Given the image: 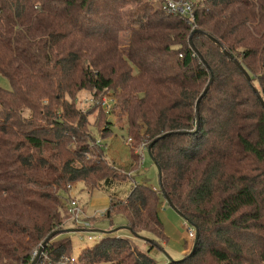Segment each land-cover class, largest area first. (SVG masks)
<instances>
[{
	"label": "trees",
	"instance_id": "obj_1",
	"mask_svg": "<svg viewBox=\"0 0 264 264\" xmlns=\"http://www.w3.org/2000/svg\"><path fill=\"white\" fill-rule=\"evenodd\" d=\"M194 13L190 24L152 0H0V76L10 84L0 85V264H32L53 233L36 264H61L72 255L69 186L91 196L132 181L88 131L82 91L103 112L109 93L130 138L147 151L153 143L162 174L161 194L135 183L110 196L109 232L75 264H161L152 251L167 240L165 195L199 237L164 264H264V0H196ZM194 30L207 63L190 45ZM101 121L107 137L113 122Z\"/></svg>",
	"mask_w": 264,
	"mask_h": 264
},
{
	"label": "rangeland",
	"instance_id": "obj_2",
	"mask_svg": "<svg viewBox=\"0 0 264 264\" xmlns=\"http://www.w3.org/2000/svg\"><path fill=\"white\" fill-rule=\"evenodd\" d=\"M152 3L157 7L161 5L160 0H152ZM0 85L6 89L10 88L9 81L2 76H0ZM77 96V106L79 109L85 113L91 110V114L89 115L90 126L88 127V131L94 135L97 141H101V144L104 147L103 150L105 156L108 161L115 165V167H117L120 171H125L132 177L131 182H128L127 179L120 177V180H118L117 183L113 184L112 186H101L100 188L95 189L91 196L82 191L80 186L73 188L71 191V198H76L83 209L79 215L80 221H92L94 229L109 231L111 228V221L107 219L105 215L102 214V212L107 210L110 196L114 195L120 198H125L135 183L148 184L154 187L158 194H161L159 188L158 170L149 156L147 149L143 150L145 158L138 166H135L133 161V153L136 154V149H138L142 143L133 141V147L128 144V140L130 138L129 126L127 120L121 119L120 115L118 114V109H115L114 112L108 114L101 111L100 107L96 108L91 106L92 96L89 92L83 93L82 91L81 93L77 94ZM103 97L108 98L110 95L107 93L103 95ZM104 118H109L113 122L111 127L112 132L107 137H102L98 130L100 124L102 123L100 120L103 119L104 121ZM68 147L70 149H76L79 146H77V144L70 143L68 144ZM135 158L137 160L138 156L136 155ZM119 181H122V183ZM91 200L94 201V204L90 203L92 202ZM69 201V195L66 194L64 196V203L67 207L70 205ZM84 203H88V205H85L86 210L83 206ZM160 208V216L165 226V235L167 240L162 243L161 249L155 248L152 251V255L159 263L164 264L170 259L179 260L184 258L185 255H188L193 247L194 238L189 237L188 235L190 226L187 221L163 198L161 199ZM81 222L73 223L71 221L68 224L69 226L66 228L70 227L84 229L83 225L81 226ZM125 222L126 217L124 215H117L114 219V224ZM123 233L128 232L124 231ZM90 236L92 239L89 238ZM101 236L102 233L95 231L72 232L71 256L79 258L82 248L88 245H93L95 242L101 239Z\"/></svg>",
	"mask_w": 264,
	"mask_h": 264
},
{
	"label": "built area",
	"instance_id": "obj_3",
	"mask_svg": "<svg viewBox=\"0 0 264 264\" xmlns=\"http://www.w3.org/2000/svg\"><path fill=\"white\" fill-rule=\"evenodd\" d=\"M195 1L196 0H165V2L161 3V8L164 11H166L167 13L188 17V21L191 24L192 21H194V17H195V13H194V2ZM101 103H102L101 104L102 108L104 109V111L106 113H108V114L112 113V111L114 110V107H115V101L113 99H111L109 97L108 98L103 97ZM97 144H99L100 147L103 146L101 144V141H97ZM128 144L131 147H133L132 138H129ZM146 148H147V144L144 142V143L140 144L138 149H136V154L139 155L140 162L145 158L143 150ZM72 190H73V187L69 186L68 195L70 198V201H69L70 205L67 207V209H68V212L71 216V220L74 223H78V222H81L79 219V215L83 209H82L81 205L78 203V201L76 200V198H71V191ZM104 213L105 212H102V214H104ZM82 225H83L84 229H86L87 231H89L93 228V224L91 221L81 222V226ZM188 235H189V237H192L195 239L196 230L193 228H190L188 231ZM89 238L92 239L91 236ZM78 260H79V258L70 256L68 258H64L63 261L61 262V264H75L78 262Z\"/></svg>",
	"mask_w": 264,
	"mask_h": 264
},
{
	"label": "water",
	"instance_id": "obj_4",
	"mask_svg": "<svg viewBox=\"0 0 264 264\" xmlns=\"http://www.w3.org/2000/svg\"><path fill=\"white\" fill-rule=\"evenodd\" d=\"M196 32H200V30H194L193 32H192V34H191V36H190V45H191V47L196 51V53L200 56V58L201 59H203V57H202V55L198 52V50L196 49V47L194 46V43H193V40H192V37H193V35L196 33ZM210 39L212 40V41H214V42H216V40L214 39V38H212V37H210ZM218 45L220 46V44L218 43ZM225 54H227L228 56H230L229 54H228V52H224ZM231 57V56H230ZM203 61L205 62V63H207L204 59H203ZM235 61V63H236V65L242 70V72H243V74L245 75V77L247 78V80L248 81H251V77H250V75L248 74V72L244 69V67L241 65V63L238 61V60H234ZM212 81H213V77L211 78V80H210V82H209V84L206 86V88H205V90L203 91V93H202V95H201V97L197 100V103H196V112H197V114H198V120H199V113H200V101H201V98L203 97V96H205L206 95V93L208 92V90L210 89V86H211V84H212ZM256 95H257V98L259 99V101H260V103H261V105L263 106V108H264V98L262 97V95L256 90ZM152 145H153V143L152 144H150L149 145V147H148V154L150 155V157H151V159H152V161L154 162V164L156 165V167H157V170H158V174H159V176L161 177V174H162V171H161V168H160V166L156 163V161L154 160V158H153V156H152ZM165 195V194H164ZM165 199H166V202L171 206V207H173L182 217H184L174 206H173V204H172V202L169 200V198L165 195ZM122 228H126V227H118L117 229H115V230H120V229H122ZM81 231H86V229H81V228H68V229H66V232H68V233H72V232H81ZM90 231H93V230H90ZM95 231V230H94ZM100 233H106V232H109V231H104V230H98ZM55 234L56 233H53V234H51L43 243H42V245L40 246V248H39V251H38V253H37V256H36V258L34 259V261H33V263L32 264H36V262H37V260L39 259V256H40V254L42 253V251H43V248H44V246L55 236ZM135 237H138V238H140V239H142V240H144V238L143 237H141V236H138V235H136L135 234ZM198 237H199V234H198V230H196V237H195V242H194V244H193V247H192V251L195 249V247H196V245H197V240H198Z\"/></svg>",
	"mask_w": 264,
	"mask_h": 264
},
{
	"label": "crops",
	"instance_id": "obj_5",
	"mask_svg": "<svg viewBox=\"0 0 264 264\" xmlns=\"http://www.w3.org/2000/svg\"><path fill=\"white\" fill-rule=\"evenodd\" d=\"M82 195V194H81ZM109 200H110V198H109ZM109 200H108V202H109ZM92 201V200H91ZM107 202V201H106ZM90 203H92V204H94V201H92V202H90ZM108 204V203H107ZM85 205H88V203H84V209L86 210V206ZM92 222V221H91ZM70 223V222H69ZM69 223H67V226L66 227H68L69 225ZM92 224H93V222H92ZM70 228V227H69ZM68 229V228H67ZM91 230H95V232H99L98 230H96V229H94V228H92ZM87 231V230H86ZM90 231V230H89ZM91 232V231H90ZM70 234V236H71V233H69ZM86 247V246H85Z\"/></svg>",
	"mask_w": 264,
	"mask_h": 264
}]
</instances>
